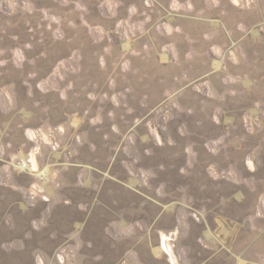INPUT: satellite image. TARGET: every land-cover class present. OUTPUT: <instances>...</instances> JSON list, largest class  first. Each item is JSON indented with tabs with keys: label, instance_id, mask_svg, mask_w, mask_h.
<instances>
[{
	"label": "rangeland",
	"instance_id": "obj_1",
	"mask_svg": "<svg viewBox=\"0 0 264 264\" xmlns=\"http://www.w3.org/2000/svg\"><path fill=\"white\" fill-rule=\"evenodd\" d=\"M0 264H264V0H0Z\"/></svg>",
	"mask_w": 264,
	"mask_h": 264
}]
</instances>
